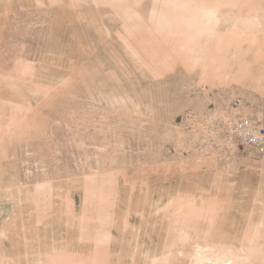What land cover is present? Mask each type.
Returning <instances> with one entry per match:
<instances>
[{
  "label": "rangeland",
  "instance_id": "obj_1",
  "mask_svg": "<svg viewBox=\"0 0 264 264\" xmlns=\"http://www.w3.org/2000/svg\"><path fill=\"white\" fill-rule=\"evenodd\" d=\"M264 0H0V264H264Z\"/></svg>",
  "mask_w": 264,
  "mask_h": 264
},
{
  "label": "built area",
  "instance_id": "obj_2",
  "mask_svg": "<svg viewBox=\"0 0 264 264\" xmlns=\"http://www.w3.org/2000/svg\"><path fill=\"white\" fill-rule=\"evenodd\" d=\"M235 134L243 147L257 149L264 155V127H256L251 121H245L236 125Z\"/></svg>",
  "mask_w": 264,
  "mask_h": 264
}]
</instances>
